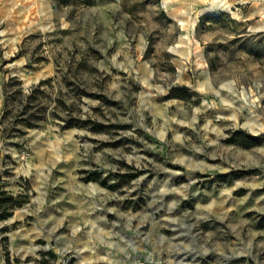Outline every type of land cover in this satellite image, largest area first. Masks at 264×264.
Instances as JSON below:
<instances>
[{
  "label": "rangeland",
  "instance_id": "rangeland-1",
  "mask_svg": "<svg viewBox=\"0 0 264 264\" xmlns=\"http://www.w3.org/2000/svg\"><path fill=\"white\" fill-rule=\"evenodd\" d=\"M225 1L0 0V264H264V0Z\"/></svg>",
  "mask_w": 264,
  "mask_h": 264
},
{
  "label": "bare ground",
  "instance_id": "bare-ground-1",
  "mask_svg": "<svg viewBox=\"0 0 264 264\" xmlns=\"http://www.w3.org/2000/svg\"><path fill=\"white\" fill-rule=\"evenodd\" d=\"M214 1H215L217 8H225V7L229 8V4H227L225 0H214ZM195 20H196L195 18L192 20L193 24H194Z\"/></svg>",
  "mask_w": 264,
  "mask_h": 264
}]
</instances>
